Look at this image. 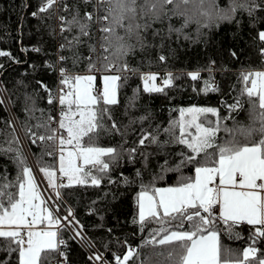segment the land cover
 Instances as JSON below:
<instances>
[{
  "label": "snow or ice",
  "instance_id": "obj_1",
  "mask_svg": "<svg viewBox=\"0 0 264 264\" xmlns=\"http://www.w3.org/2000/svg\"><path fill=\"white\" fill-rule=\"evenodd\" d=\"M83 3L91 5L93 11H85L81 15L76 10L71 19L58 17L61 35L76 33L71 38L65 37L60 49H75L83 38H91V27L95 22L101 35L98 47L90 45V50L97 55L88 57L87 70L83 74L59 67L56 94L47 85L37 82L47 93L48 104L58 106L57 116L45 115L34 102L31 108L25 109L30 114L29 118L37 122L25 124L24 135L32 144L43 145L46 155L58 156V171L67 179L65 185L57 177V170L37 161L39 172L47 178L49 187L57 189L56 199L63 198L58 190L63 187L87 184L99 187L105 177L111 182L108 173L119 162L121 151L100 146L97 141L101 132L120 131L114 121L110 127H106L105 122L112 120L109 106L118 103L120 82L126 79L121 73L136 71L126 62V57L135 47L129 40L135 36L143 47L141 31L150 27L148 23L141 25L139 19L151 17L159 20L162 14L167 15V5H173L168 10L173 15L185 16L186 23L195 16L211 21L213 10H216L217 19L229 21L235 18L237 11L247 12L249 16L258 10L264 11V0L261 3L257 0H232L227 10L219 9L216 0H143V3L138 0H83ZM57 7L70 11L67 4L61 5V0H43L33 15L47 13ZM170 31L180 32L172 28ZM257 39L262 45L260 54L264 56V31L257 33ZM4 56L10 57V53L0 51V57ZM66 59L61 55L58 62L63 65ZM78 60L74 54L73 64ZM159 60L164 62L166 57L161 55ZM48 67L56 70L54 65L49 64ZM208 71H213V68L210 66ZM97 73H102L101 88L96 87ZM187 75L193 81L200 79L199 72ZM141 79L145 92L160 93L172 85L174 76L169 72L162 80V86L156 83L157 73H143ZM240 80L244 84L241 95L247 97L250 105L247 125L234 121V127L230 128L225 121L234 119L231 114L221 117L215 108L190 107L180 109V119L163 129L170 136L169 141L160 142L158 136L151 132L143 133L138 140L139 147H145L148 141L161 148L167 143H175L186 149L179 153L180 159L174 165L165 159L159 165L160 172L153 175L149 183L145 184L141 179L135 198L138 211L132 222L139 226L141 232L149 224L156 225L141 247L164 249L156 253L164 256L163 264H264V252L257 247L264 241V70L242 72ZM203 90L207 94L219 89L214 80H209L205 81ZM3 103L0 100V104ZM228 108L231 113L242 109L243 103L238 98ZM36 111L41 113L40 117H35ZM208 114L216 119H208ZM8 123L11 132L0 143V154L13 153L19 173L14 181H7L5 177L0 183V238L7 241L4 250L9 255H17V264H52L53 260L56 264H68L64 251L67 245L62 238L65 230L89 248L94 244L84 235L83 226L79 225L71 209L60 217L56 214L58 209L47 206V201L38 191L28 157L21 149L13 147L21 142L19 130L14 122ZM193 128L195 131H190ZM221 132L226 138L218 142ZM126 151L128 158L134 160L137 148ZM142 155L147 160V154ZM189 164L193 165L194 175L184 176L182 170ZM168 172L181 173L177 183L156 187L155 182ZM136 176L141 177L140 171ZM124 179L129 183L127 178ZM242 224L251 226L252 243L237 256L223 248L221 225L223 231L233 234L234 229ZM234 234L239 238L238 232ZM124 244L123 253L113 256L115 264H149L147 258L140 260L137 248L126 241ZM87 259L90 264H106L102 253L93 252Z\"/></svg>",
  "mask_w": 264,
  "mask_h": 264
},
{
  "label": "trees",
  "instance_id": "obj_2",
  "mask_svg": "<svg viewBox=\"0 0 264 264\" xmlns=\"http://www.w3.org/2000/svg\"><path fill=\"white\" fill-rule=\"evenodd\" d=\"M42 2L0 0V51L10 53L11 57H0V100L4 101L0 104V143L11 132L8 122H14L21 142L13 147L21 149L25 156L29 155L38 172L37 161L57 170V157L46 155L43 145L32 144L24 135L23 126L37 122L29 118L30 114L25 109L31 108L34 102L35 107L43 109L45 115L57 116L58 106L48 104L47 93L37 82L47 85L56 94L59 88V67H66L74 73L86 72L88 57L95 58L97 55L90 50V45H97L101 35L93 22L91 38H83V42L75 49L61 50L60 45L65 43V37L71 38L76 33L66 32L61 35L58 31V17L71 19L76 10L82 15L85 11H93V8L84 4L83 0H61V5L67 4L70 11L57 7L34 16L33 13L38 12ZM138 2L143 3V0ZM257 3H261V0H257ZM231 4L232 0H216L219 9L227 10ZM165 8L167 15L162 14L159 20L151 17L138 20L141 25L148 23L150 27L141 31L143 47L135 36L129 40L135 47L126 57V62L136 71L121 73L126 79L120 82L118 103L109 106L112 120L105 122L106 127H110L114 121L120 131L101 132L97 141L100 146L114 147L121 151L119 162L108 173L111 182L105 177L99 187L87 184L59 189L63 197L59 199L60 206L64 210L66 208V211L72 210L79 225L83 226L84 235L94 244L93 248H89L80 239H73V234L65 230L62 238L67 245L64 251L68 264H90L87 258L93 252L102 253L106 264H115L113 256L123 253L125 241L139 250L140 260L147 258L149 264H163L164 256H157L156 253L164 249L141 247L156 225L149 224L141 232L139 226L132 222L138 211L135 198L140 190L141 179L145 184L149 183L153 175L160 172L159 165L165 159L174 165L180 159L179 153L186 149L175 143H167L161 148L148 141L145 147H139L141 135L151 132L158 136L160 142L169 141L171 138L163 129L180 119V109L190 107L215 108L221 117L231 114L234 119L225 121L230 128L234 127V121L236 124L249 123L250 105L247 97L241 95L244 84L240 75L245 71L264 70V56L260 54L262 45L257 39V33L264 31V11L258 10L252 16L237 11L235 18L229 21L217 19L216 10H213L211 21L195 16L186 23L185 16L173 15L168 11L173 5ZM205 23L209 26L205 27ZM170 28L179 29V34L170 31ZM74 54L79 57L75 64ZM61 55L68 58L63 65L58 62ZM161 55L166 57L164 62L159 60ZM49 64L54 65L56 70L49 68ZM210 66L213 68L211 72L208 71ZM169 72L174 76L171 86L160 93L144 91L141 74L157 73L158 84L162 86V80ZM189 72H199L200 79L191 80L187 75ZM209 80H214L219 90L205 94V81ZM238 98L243 108L230 113L228 105L234 104ZM34 115L40 117L41 113L36 111ZM208 119L215 120L216 117L208 114ZM218 137V142L226 138L223 132ZM4 146L7 147L6 144ZM133 147L137 148V154L134 160H130L126 150ZM142 154H147V160ZM13 157V153L0 154V183L4 182L5 177L7 181H14L17 177L19 169ZM137 171H140L141 177L136 176ZM182 174L193 176V165L184 167ZM180 175L168 172L163 179L155 182V186H174ZM124 178L129 183H125ZM64 184L67 185V182ZM222 229L221 225V244L232 254L239 256L252 243L251 226L240 225L234 229V233H239V238ZM6 247L7 241L0 238V262L17 264V255H9L4 250ZM257 247L264 252V241ZM52 255L56 256L55 253ZM57 259L60 258L57 256ZM52 264H56V260Z\"/></svg>",
  "mask_w": 264,
  "mask_h": 264
},
{
  "label": "rangeland",
  "instance_id": "obj_3",
  "mask_svg": "<svg viewBox=\"0 0 264 264\" xmlns=\"http://www.w3.org/2000/svg\"><path fill=\"white\" fill-rule=\"evenodd\" d=\"M101 77V76H100ZM100 77H97V82H96V87L97 88H101L102 87V80H101V78ZM98 81H99V84H98ZM156 83L158 84V81H156ZM159 85V84H158ZM143 87H144V84H143ZM190 131H195V129H193V130H190ZM57 160H58V158H57ZM28 164H29V166H31V167H33V170H34V174H35V176H36V180H37V184H38V191L41 193V195L45 198V200H46V198H47V192H46V190H45V188L46 189H48V190H50L51 191V194L55 197V193H56V191H53L54 189L53 188H51V187H49V185H48V180H47V178H45V177H41V175H39V174H37L38 173V171H37V169H36V167H35V165H34V163H33V161L31 160V158H30V156L28 155ZM37 171V172H36ZM58 177L60 178L61 176H60V173H58ZM61 179V178H60ZM67 181V180H66ZM59 182V181H58ZM47 184V185H46ZM49 188H51V189H49ZM59 190V189H58ZM47 201V200H46ZM51 202V203H50ZM49 203H48V201H47V206L50 208V209H56V204H55V207L53 206L54 205V202L51 200ZM64 210V209H63ZM67 209L65 208V210L62 212L61 210H58V212L56 213L57 215H59L60 217H63V216H65V215H67V213H68V211H66ZM242 253V252H241Z\"/></svg>",
  "mask_w": 264,
  "mask_h": 264
},
{
  "label": "built area",
  "instance_id": "obj_4",
  "mask_svg": "<svg viewBox=\"0 0 264 264\" xmlns=\"http://www.w3.org/2000/svg\"><path fill=\"white\" fill-rule=\"evenodd\" d=\"M58 31H60V25L58 26ZM97 74H100V73H97ZM62 180H63V182H66V177H60ZM45 190H46V192H47V201H48V203L52 200L53 202H54V207H55V204H56V209H58V210H61L62 212L64 211L63 210V208L60 206V204H59V200L58 199H56L46 188H45ZM51 203V202H50ZM242 225H244V224H242Z\"/></svg>",
  "mask_w": 264,
  "mask_h": 264
},
{
  "label": "crops",
  "instance_id": "obj_5",
  "mask_svg": "<svg viewBox=\"0 0 264 264\" xmlns=\"http://www.w3.org/2000/svg\"><path fill=\"white\" fill-rule=\"evenodd\" d=\"M101 76V75H100ZM100 76H98L97 75V77H100ZM98 84H99V81H98ZM58 87H59V85H58ZM57 158H58V156H57ZM37 172V171H36ZM58 173H59V171H58V160H57V177H58ZM37 174H39V175H41L39 172L37 173ZM35 175V174H34ZM41 177H43L42 175H41ZM37 181V180H36ZM47 185V184H46ZM49 189H51V188H49ZM48 190V189H47ZM50 193H51V191L50 190H48ZM53 191H57V189H54ZM47 200V199H46ZM59 200V199H58ZM245 226H248V225H246V224H244Z\"/></svg>",
  "mask_w": 264,
  "mask_h": 264
}]
</instances>
